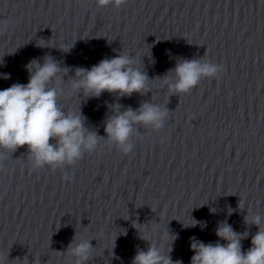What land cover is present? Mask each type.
I'll return each instance as SVG.
<instances>
[{
    "label": "clouds",
    "instance_id": "clouds-1",
    "mask_svg": "<svg viewBox=\"0 0 264 264\" xmlns=\"http://www.w3.org/2000/svg\"><path fill=\"white\" fill-rule=\"evenodd\" d=\"M127 0H96L100 7L109 4L119 7ZM2 63V60H0ZM135 61L126 54L111 59H103L90 69H76L77 79L72 82V89L83 90L89 98L99 97L103 92L116 94L118 97L131 96L133 93L145 94L148 91V76L134 68ZM29 80L27 84L14 83L0 90V160L5 154H11L18 148L27 146L35 167L50 166L53 169L73 165L80 160L84 152H93L100 137L96 132L85 127V117L80 112L65 113L57 103L63 90L49 87L53 80H59L62 70L51 58L45 57L41 64L37 60L27 66ZM66 71V69H65ZM174 83L169 84L172 94L190 92L203 78H215L222 71L217 65L203 58L196 60L182 59L173 70ZM3 79H9L3 74ZM169 78H165L168 82ZM113 115L105 122L106 138L120 151L130 153L134 144L130 138L133 125L151 127L154 131L163 129L169 110L145 102L136 110L126 108L120 111L119 105L112 106ZM50 141H55L52 143ZM65 180L71 177L64 174ZM214 211L210 209V212ZM231 214V213H229ZM246 225H255L258 229L252 236L251 247L242 251L241 241L248 237V232L238 233L227 221L220 222L216 236L226 241L225 244H205L191 238V264H264V219L259 214L244 217ZM201 224L193 220L188 226ZM187 227V226H185ZM122 234L126 235V231ZM141 239H145L140 237ZM92 244L81 240L75 247L69 245L67 251L76 256V264H84L89 259ZM171 251V249H170ZM169 251V252H170ZM132 264H183L173 261L170 255H164L160 249L149 244L147 251H138Z\"/></svg>",
    "mask_w": 264,
    "mask_h": 264
}]
</instances>
